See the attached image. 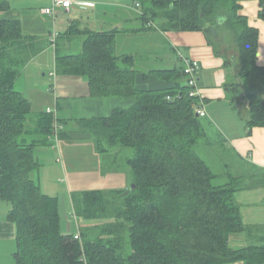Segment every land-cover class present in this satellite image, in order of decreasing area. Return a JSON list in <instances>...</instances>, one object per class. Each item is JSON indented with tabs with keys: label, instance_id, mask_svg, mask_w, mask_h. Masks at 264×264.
Returning a JSON list of instances; mask_svg holds the SVG:
<instances>
[{
	"label": "trees",
	"instance_id": "obj_1",
	"mask_svg": "<svg viewBox=\"0 0 264 264\" xmlns=\"http://www.w3.org/2000/svg\"><path fill=\"white\" fill-rule=\"evenodd\" d=\"M133 1L148 26L202 31L216 52L210 36L226 37L224 44L235 46L239 55L231 87L247 103V130L264 126L258 31L239 14L242 0ZM258 1L263 6L264 0ZM8 9V0H0V12ZM23 38L19 19L0 16V196L16 225L17 264L264 263V244L230 243L232 234L245 230L234 199L239 188L230 175L221 182L199 153L205 133L196 111L198 96L189 95L183 66L152 72L174 81L171 87L137 88L131 57L115 54V31H89L79 53L55 54V64L64 73L85 75L94 96L135 99L107 116L78 120L110 150L131 149L125 163L134 187L83 192L77 204L79 232L62 233L57 197L43 192L32 177L39 167L36 148L60 131L52 112L32 114L30 101L13 86L27 61ZM235 60L233 55L225 61Z\"/></svg>",
	"mask_w": 264,
	"mask_h": 264
},
{
	"label": "crops",
	"instance_id": "obj_2",
	"mask_svg": "<svg viewBox=\"0 0 264 264\" xmlns=\"http://www.w3.org/2000/svg\"><path fill=\"white\" fill-rule=\"evenodd\" d=\"M8 2L9 9L0 12V16L20 20L25 43L22 54L27 59L14 80V89L24 95L19 81L28 69L33 77L49 78H37V81L42 82L39 89L45 92L44 95L47 93L51 105L44 107L45 111L32 114L54 107L52 124L58 126L60 132L48 139L51 161L55 157V147L61 146V139L67 138V144L77 139H94L90 131L80 126L79 119L104 117L113 108L126 107L135 101L133 97L92 95L88 78L57 68L55 54L79 53L89 31H115V54L131 57L135 84L140 89L173 86L174 81L161 80L152 72L182 68L180 54L196 59L200 64L196 73L197 107L203 106L206 110L205 115L199 116L206 139L205 144L199 146V153L220 175L221 182L230 175L237 183L239 189L234 192V199L245 226L240 233L264 244V126L255 125L247 130V103L239 93L234 95L231 87L237 80L235 73L240 62L236 56L235 61L226 63V57L215 51L202 31H163L157 24L148 26L141 18V6L137 7L133 0L113 3L75 0L69 8L56 9L52 21L49 14L42 11L50 6L51 0ZM240 4L239 14L258 31L256 64L264 68V4L261 6L258 0H242ZM53 33H56L54 45L50 40ZM48 145L36 148L39 165L40 154L45 151L42 147ZM125 174L124 189L132 180L129 167ZM9 209V204L0 196V264H17L14 255L17 250L16 225L7 217ZM76 221L72 227L63 226L65 232H61L78 233L80 223ZM71 229L73 231L68 232Z\"/></svg>",
	"mask_w": 264,
	"mask_h": 264
},
{
	"label": "rangeland",
	"instance_id": "obj_3",
	"mask_svg": "<svg viewBox=\"0 0 264 264\" xmlns=\"http://www.w3.org/2000/svg\"><path fill=\"white\" fill-rule=\"evenodd\" d=\"M97 1H109L113 3L126 0ZM48 16L52 21L54 16ZM156 20L160 22L159 19ZM221 36V34H216L215 32L210 36L214 44L216 43L217 50L228 60L235 55L239 62V55L236 47L226 46L224 44L226 37L224 38ZM37 78H39V76L33 77L30 75V69H28L26 74L21 77L19 81L24 95L31 102L32 112L45 111L44 107L51 105L48 104L49 99L47 93L44 95L45 92L43 93L40 91L39 84H42V82H38ZM39 79L47 80L49 78L48 76L45 78L41 76ZM211 82H213V79H211ZM50 109L54 111V107H50ZM61 142L59 148L55 147V157H53V161L50 160L49 145L42 147L45 151H42L40 154V165L36 171H33L32 177L38 181L41 189L45 193L57 197L58 215L60 225L62 226L61 231L65 232L63 226L72 227V225H75L77 222L76 215L79 214L81 208V206L77 204L81 202L80 199L83 192L88 190L112 191L111 189H124V182L126 180L125 173L126 168H128L125 162L127 157H131L132 151L129 148L119 149L118 146L110 150L107 144L103 141L98 142L95 138L91 140L77 139L71 143L69 142V145L67 144V138L61 139ZM101 147H105L104 152L99 151ZM129 184H131V182ZM72 229L68 230V232L73 231ZM230 239L231 244L238 247L248 245L251 241L255 244H263L261 240L253 241V239L245 233L233 234Z\"/></svg>",
	"mask_w": 264,
	"mask_h": 264
},
{
	"label": "built area",
	"instance_id": "obj_4",
	"mask_svg": "<svg viewBox=\"0 0 264 264\" xmlns=\"http://www.w3.org/2000/svg\"><path fill=\"white\" fill-rule=\"evenodd\" d=\"M74 1L75 0H51L50 6L43 8L42 11L46 14L54 16L56 9H58V8L59 9L60 8L61 9L69 8ZM135 5L137 7L140 6V4L138 2H136ZM55 36H56V33H53L51 38H50L51 43L53 45H54ZM180 57H181L182 63H183V65H182L183 66V72L188 76V85L190 88L189 95L190 96H199L196 73L200 67V64L194 58L187 57V56H184L182 54H180ZM196 111H197V114L199 116H203L206 114V110L203 106L197 107ZM46 112L50 113L52 111L50 108H47ZM77 237L78 236L75 235V238H77Z\"/></svg>",
	"mask_w": 264,
	"mask_h": 264
},
{
	"label": "clouds",
	"instance_id": "obj_5",
	"mask_svg": "<svg viewBox=\"0 0 264 264\" xmlns=\"http://www.w3.org/2000/svg\"><path fill=\"white\" fill-rule=\"evenodd\" d=\"M217 19H218V21L222 24V23L225 22L226 17H224V16H218Z\"/></svg>",
	"mask_w": 264,
	"mask_h": 264
},
{
	"label": "water",
	"instance_id": "obj_6",
	"mask_svg": "<svg viewBox=\"0 0 264 264\" xmlns=\"http://www.w3.org/2000/svg\"><path fill=\"white\" fill-rule=\"evenodd\" d=\"M134 187V184L132 183V184H130V188H133Z\"/></svg>",
	"mask_w": 264,
	"mask_h": 264
}]
</instances>
